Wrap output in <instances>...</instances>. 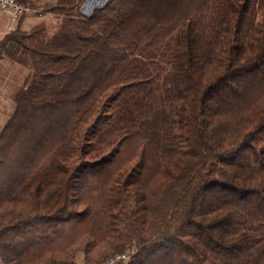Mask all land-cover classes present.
I'll return each instance as SVG.
<instances>
[{
	"label": "trees",
	"instance_id": "obj_1",
	"mask_svg": "<svg viewBox=\"0 0 264 264\" xmlns=\"http://www.w3.org/2000/svg\"><path fill=\"white\" fill-rule=\"evenodd\" d=\"M81 2L3 40L0 263L264 264V0Z\"/></svg>",
	"mask_w": 264,
	"mask_h": 264
},
{
	"label": "rangeland",
	"instance_id": "obj_2",
	"mask_svg": "<svg viewBox=\"0 0 264 264\" xmlns=\"http://www.w3.org/2000/svg\"><path fill=\"white\" fill-rule=\"evenodd\" d=\"M57 1L24 0L23 4L28 7L24 17L14 23L8 20L0 22V129L11 114L14 96L23 87L30 71L25 52L8 44L3 46L4 37L15 29L29 31L37 26L43 25L49 28L54 26L58 20L45 8L54 5ZM76 264H83L80 254L76 258Z\"/></svg>",
	"mask_w": 264,
	"mask_h": 264
},
{
	"label": "built area",
	"instance_id": "obj_3",
	"mask_svg": "<svg viewBox=\"0 0 264 264\" xmlns=\"http://www.w3.org/2000/svg\"><path fill=\"white\" fill-rule=\"evenodd\" d=\"M109 0H82L77 11L83 17H89L93 12L103 8ZM28 7L19 0H0V22L8 20L14 23L24 17ZM127 254H116L108 258L102 264H118L127 259Z\"/></svg>",
	"mask_w": 264,
	"mask_h": 264
}]
</instances>
